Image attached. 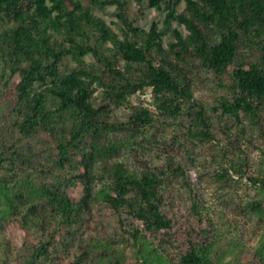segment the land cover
<instances>
[{"label": "rangeland", "instance_id": "1", "mask_svg": "<svg viewBox=\"0 0 264 264\" xmlns=\"http://www.w3.org/2000/svg\"><path fill=\"white\" fill-rule=\"evenodd\" d=\"M193 1L207 18L183 0L168 23L166 4L148 0H46L52 12L37 26L0 11V264H181L188 239L206 264H264V186L254 182L264 181V100L238 118L215 110L240 94L234 70L264 73V7ZM179 15L195 22L207 50L234 32L233 63L210 68ZM120 43H135L180 92L154 82L148 63L126 61ZM68 76L83 82L97 113L63 158L73 111L58 110L50 91ZM39 94L47 125L28 132ZM116 164L129 171L117 210L106 199L121 187ZM142 172L159 179L154 203L171 229L148 232L135 217Z\"/></svg>", "mask_w": 264, "mask_h": 264}, {"label": "trees", "instance_id": "2", "mask_svg": "<svg viewBox=\"0 0 264 264\" xmlns=\"http://www.w3.org/2000/svg\"><path fill=\"white\" fill-rule=\"evenodd\" d=\"M56 3L57 0H51ZM181 0H148V6L150 8L159 9L161 4H166L167 14L165 16V22L168 23L175 14V7ZM186 3V7L193 11L197 15L206 17V13L203 11L202 6L195 3L193 0H183ZM207 2L208 0H201ZM111 2V1H110ZM114 2V1H112ZM255 3L261 8L264 7V0H255ZM0 11L14 20L29 19L33 25L37 26L41 21L49 19L52 12V7L49 8L46 5V0H0ZM177 21L184 25L191 33L196 41L195 46L198 52L204 57L207 65L215 71H220L226 66L233 63V59L236 53L234 41L236 34L232 31H228L223 34L220 41L213 45L209 50L205 49L202 42V35L195 22L184 16L179 15L176 17ZM100 21L97 20L96 26H100ZM17 37L19 38L23 31L19 28L17 31ZM21 32V33H20ZM154 32L151 27L149 34L151 37ZM20 33V34H19ZM177 43L181 46H185L184 41L178 33H175ZM18 39L15 40V44L19 45ZM122 56L126 61L132 62H146L148 63V70L152 77V80L161 88L168 89L173 93L180 92L178 86L170 79L168 72L160 69L156 70L147 61L146 55L141 48H138L135 43H120ZM112 74L121 77V74L116 73L110 69ZM234 80L233 90H237L239 95H234L233 102H223L215 110H220L223 114H229L234 118H238L239 112L253 114L254 108L252 105L253 99L264 100V73L259 70L256 65H251L248 69L238 68L232 72ZM127 86H131L126 82ZM50 94L56 97L58 102L57 109L60 111L71 109L73 111V125L69 130V140L66 144H61V156L66 158L69 152V147L74 145L80 140L87 129L91 126L97 111L92 107L89 101V91L85 88L83 82L75 76H68L65 79L58 82L54 86ZM47 95L39 94L34 100L32 107V114L27 119L28 123L25 124L28 132L33 131L35 128L46 126L48 121V114L43 113V105ZM48 129V127H44ZM129 171L121 164L114 165L113 174L121 182V187L115 196H107L106 199L109 205L117 210L123 205V198L127 192V185L123 179V175ZM86 183L90 182L89 176H84ZM159 179L153 173L142 172L139 174V179L135 184L140 195V208L135 217L144 223L145 229L148 232H155L161 230L171 229L173 221L166 218L158 210V206L154 201L157 199V185ZM264 186V181H257ZM86 197L90 195V189L86 185ZM85 200L83 203L85 204ZM75 212L74 207L67 201L62 205V213L66 216H70ZM181 264H206V259L199 253L196 245L190 240H187L186 253L180 257Z\"/></svg>", "mask_w": 264, "mask_h": 264}]
</instances>
